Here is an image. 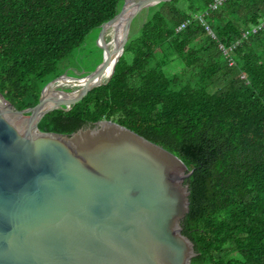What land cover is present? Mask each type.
Instances as JSON below:
<instances>
[{"label":"trees","instance_id":"1","mask_svg":"<svg viewBox=\"0 0 264 264\" xmlns=\"http://www.w3.org/2000/svg\"><path fill=\"white\" fill-rule=\"evenodd\" d=\"M213 1L145 9L110 81L39 129L71 135L111 120L166 148L194 170L182 223L198 253L192 264H264V27L252 32L264 0L215 10ZM123 3L0 0V93L18 110L35 107L60 62Z\"/></svg>","mask_w":264,"mask_h":264},{"label":"water","instance_id":"2","mask_svg":"<svg viewBox=\"0 0 264 264\" xmlns=\"http://www.w3.org/2000/svg\"><path fill=\"white\" fill-rule=\"evenodd\" d=\"M164 1L124 0L102 29V66L54 79L35 107L18 110L0 93V264H192L198 255L183 234L194 170L181 158L111 120L71 135L39 129L48 113L110 81L135 17ZM62 80L77 88L61 89Z\"/></svg>","mask_w":264,"mask_h":264},{"label":"rangeland","instance_id":"3","mask_svg":"<svg viewBox=\"0 0 264 264\" xmlns=\"http://www.w3.org/2000/svg\"><path fill=\"white\" fill-rule=\"evenodd\" d=\"M143 11L138 14V18L135 23L133 24L132 22V30L135 28L138 29V27L141 25V16L143 15ZM139 17L141 18L138 21ZM102 29L103 28H97L92 30L91 33L86 37L83 45L77 50L73 51L62 62H60L59 71L62 73V75H67L69 77H82L98 70L102 66L104 61V41L102 37ZM112 37L108 38L107 41H111ZM180 68L181 66L176 64L173 71H178ZM62 88L63 90H69V88L75 89L77 87L63 86L61 89ZM58 90L59 88H57V91Z\"/></svg>","mask_w":264,"mask_h":264},{"label":"bare ground","instance_id":"4","mask_svg":"<svg viewBox=\"0 0 264 264\" xmlns=\"http://www.w3.org/2000/svg\"><path fill=\"white\" fill-rule=\"evenodd\" d=\"M105 35H106L107 39L111 38L113 36L111 41H108V42H110L108 45L109 55H112L116 49V38H115L114 28L113 27L108 28ZM113 68H114V65L111 64L105 69L103 75L101 76V81H107L109 79V77L111 76V74L113 72ZM81 82H83V81H81ZM77 84H78V82L76 83L75 81L73 82L71 80H62L61 81V85L65 86V87H76Z\"/></svg>","mask_w":264,"mask_h":264},{"label":"built area","instance_id":"5","mask_svg":"<svg viewBox=\"0 0 264 264\" xmlns=\"http://www.w3.org/2000/svg\"><path fill=\"white\" fill-rule=\"evenodd\" d=\"M227 1H229V0H214L213 3L211 4L210 8L215 10V9L219 8L221 5H223ZM200 19H201V21H203V17H200ZM189 24H190V20L185 21L184 23H182L179 26L178 31H182V30L186 29ZM262 27H264V22L261 25H259L258 27H255L252 32H257ZM248 33L249 32H247L246 34H248Z\"/></svg>","mask_w":264,"mask_h":264}]
</instances>
